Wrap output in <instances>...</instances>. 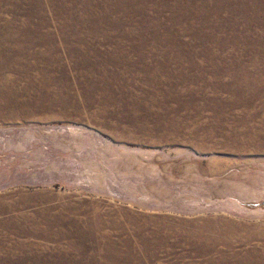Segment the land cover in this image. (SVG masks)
I'll use <instances>...</instances> for the list:
<instances>
[{
  "label": "rangeland",
  "instance_id": "rangeland-1",
  "mask_svg": "<svg viewBox=\"0 0 264 264\" xmlns=\"http://www.w3.org/2000/svg\"><path fill=\"white\" fill-rule=\"evenodd\" d=\"M0 264H264V0H0Z\"/></svg>",
  "mask_w": 264,
  "mask_h": 264
}]
</instances>
